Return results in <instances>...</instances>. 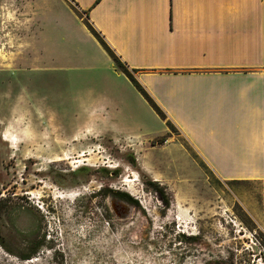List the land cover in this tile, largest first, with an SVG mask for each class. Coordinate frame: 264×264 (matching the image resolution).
Returning a JSON list of instances; mask_svg holds the SVG:
<instances>
[{
  "label": "rangeland",
  "instance_id": "374dc122",
  "mask_svg": "<svg viewBox=\"0 0 264 264\" xmlns=\"http://www.w3.org/2000/svg\"><path fill=\"white\" fill-rule=\"evenodd\" d=\"M94 39L70 0H0V264H264L260 186L214 181Z\"/></svg>",
  "mask_w": 264,
  "mask_h": 264
},
{
  "label": "crops",
  "instance_id": "0c3cea01",
  "mask_svg": "<svg viewBox=\"0 0 264 264\" xmlns=\"http://www.w3.org/2000/svg\"><path fill=\"white\" fill-rule=\"evenodd\" d=\"M70 1L137 70L139 83L214 181L260 186L264 207V0ZM95 43L110 71L119 73ZM119 75L140 108L158 117ZM100 111L89 112L95 123L78 134L109 132Z\"/></svg>",
  "mask_w": 264,
  "mask_h": 264
},
{
  "label": "trees",
  "instance_id": "16d2710c",
  "mask_svg": "<svg viewBox=\"0 0 264 264\" xmlns=\"http://www.w3.org/2000/svg\"><path fill=\"white\" fill-rule=\"evenodd\" d=\"M90 29L92 31V33L94 34V36L97 38V40L100 42V44L102 45V47L105 49V51L109 54V56L111 57V59L114 62V68L117 72L123 74L125 77H127V79L132 83V85L137 89V91L142 95V97L147 101V103L151 106V108L155 111V113L165 122L166 126L172 130L173 129V125L170 122V120H168L167 115L165 114V112L162 110V108L155 102V100L150 96V94L147 92V90L139 83V81L137 80V78L135 77V73H137V70H131L126 63L122 62V60L119 58V56L113 51V49H111V47L103 40V38L101 37V35L95 31L91 26ZM166 140H162L161 142L164 143ZM130 163L131 165H133V167L136 166L135 160L134 158L130 159ZM115 174H117L118 172L115 171ZM148 186L154 187L156 190L160 191L161 193H165L163 188L159 187L158 182H154L152 180L147 182ZM120 197L122 196H126L129 197L128 194L125 193H121L119 194ZM40 244L35 246V249L32 250L30 253L28 254H22L20 256V258L22 260H29L31 259V257H33L37 250L39 249Z\"/></svg>",
  "mask_w": 264,
  "mask_h": 264
},
{
  "label": "flooded vegetation",
  "instance_id": "af4514ba",
  "mask_svg": "<svg viewBox=\"0 0 264 264\" xmlns=\"http://www.w3.org/2000/svg\"><path fill=\"white\" fill-rule=\"evenodd\" d=\"M85 172L86 170L82 169L79 173ZM158 193L161 195L162 198H164L166 195V193H161L160 191H158ZM120 200L122 201V203L118 209L115 208V213L116 215H118V217L122 219V221L126 222L133 213L135 205L131 202L132 200L129 197L122 196Z\"/></svg>",
  "mask_w": 264,
  "mask_h": 264
},
{
  "label": "bare ground",
  "instance_id": "6f19581e",
  "mask_svg": "<svg viewBox=\"0 0 264 264\" xmlns=\"http://www.w3.org/2000/svg\"><path fill=\"white\" fill-rule=\"evenodd\" d=\"M61 160H64V159H62V158H58V159H57V161H61ZM76 163H80V162L77 161ZM129 182H133V180H129ZM135 182H136V180H135Z\"/></svg>",
  "mask_w": 264,
  "mask_h": 264
}]
</instances>
